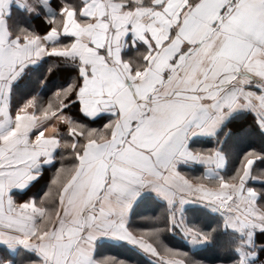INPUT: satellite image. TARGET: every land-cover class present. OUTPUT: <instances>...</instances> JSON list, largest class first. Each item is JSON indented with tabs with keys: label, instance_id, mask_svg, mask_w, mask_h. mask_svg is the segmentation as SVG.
I'll use <instances>...</instances> for the list:
<instances>
[{
	"label": "snow or ice",
	"instance_id": "1",
	"mask_svg": "<svg viewBox=\"0 0 264 264\" xmlns=\"http://www.w3.org/2000/svg\"><path fill=\"white\" fill-rule=\"evenodd\" d=\"M16 2L42 7L45 27H14L11 0H0V264H17L21 250L24 264H130L98 254L103 238L152 264H203L166 243L176 229L191 242L224 231L231 264H264V188L252 183H264V151L231 164L220 145H189L240 111L264 131V0ZM45 57L70 66V82L15 103L14 83ZM46 171L42 194L13 195L38 192ZM145 191L166 209L135 226L130 211ZM188 203L220 223L190 224Z\"/></svg>",
	"mask_w": 264,
	"mask_h": 264
},
{
	"label": "trees",
	"instance_id": "2",
	"mask_svg": "<svg viewBox=\"0 0 264 264\" xmlns=\"http://www.w3.org/2000/svg\"><path fill=\"white\" fill-rule=\"evenodd\" d=\"M51 3L53 6H56L58 0H51ZM8 19L14 27L22 25L35 29L38 32H42L45 27L44 14L42 12L36 14L34 11H22L19 8L13 7ZM50 67L51 71H49ZM73 72L74 70L70 66L59 64L56 58H44L37 67L27 69L25 74L13 85L15 103H20L28 96L36 93L47 98L58 88L66 87L70 82V77ZM73 115H77V113L74 111ZM226 130H230L227 136L224 135ZM191 143L193 146H201L203 148L211 146L217 147L220 145L222 150L230 153V163L234 164L238 157L246 151L251 149L264 151V133L254 123L252 114L245 113L229 119L226 122L225 128L222 129L214 141L202 139L193 140ZM193 169L196 172L200 171L199 166H195ZM47 172H45V178H48L50 175ZM47 178L44 179L45 181L41 180L38 183V192L32 190L30 186L24 192L13 191V195L23 199L29 194H41L46 187ZM252 183L254 186L264 188V183L259 181H253ZM165 209L166 206L164 203L153 200L151 205L144 209L143 212L140 210V206L135 210L133 214L135 220H132V222L135 226H145L146 221L141 218L150 217L149 215H154V217L161 216ZM184 211L190 224L199 225L205 231L210 230L220 223L219 214L205 206L187 205ZM144 213H148V216L146 214L145 216ZM257 236V242L264 244V234L258 233ZM164 239L169 246L186 252L193 259L202 261L203 264H231V260L234 259V254L230 250V244L233 241L230 239V234L224 231H217L210 241L202 242L197 249L190 248V245L186 242L188 239L184 237L179 229L166 232ZM97 249L100 255H111L119 259L127 260L130 264H152V261L139 249L125 241L114 243L104 240L99 243ZM3 251L4 248L0 246V253ZM260 258L264 259V253H261ZM13 259L17 264H24V261L28 259V255L21 250L13 256Z\"/></svg>",
	"mask_w": 264,
	"mask_h": 264
},
{
	"label": "crops",
	"instance_id": "3",
	"mask_svg": "<svg viewBox=\"0 0 264 264\" xmlns=\"http://www.w3.org/2000/svg\"><path fill=\"white\" fill-rule=\"evenodd\" d=\"M30 2H31V3H35V0H30ZM13 7L19 8V9H21L22 11H28L27 7H25V8H21V7L17 4L16 0H11V3H10V5H9L10 13H11V9H12ZM34 12H35L36 14L42 12V13L45 15V13H44V9H43L42 7H39V6H37V8H36V10H34ZM8 17H9V16H8ZM45 58H46V57H45ZM43 59H44V58H42L40 61H38L37 64H35V65H29L27 69H31V68L33 69V68L37 67ZM27 69H26V70H27ZM15 83H16V82H15ZM15 83H14V84H15ZM245 113H248V112L240 111V112L234 113L233 116H232L231 118H234V117H237V116H241V115H243V114H245ZM231 118H230V119H231ZM221 131H222V129H221V130H220L215 136H213V135H207V134L195 135V136L191 137V139H190V141H189V145H190V147H193V148H203V147H201V146H193V144L191 143V141H193V140H202V139H209V140L214 141V140L217 138V136L219 135V133H220ZM262 132L264 133V131H262ZM208 148H213V147L211 146V147H208ZM204 149H207V147H205ZM195 166H199V167H200V171H202V170H201V169H202V166H200V165H195V164H181V165H179V168H180L181 171H184V172H190V173H192L193 175H198L200 171L196 172V171L193 169V167H195ZM46 167H47V166H46ZM192 171H193V172H192ZM47 173H50V172H47ZM45 174H46V173H44V175H45ZM46 178H47V177H46ZM46 178H45V176H43V178H42L41 180L45 181L44 179H46ZM41 180H39L38 182H34V183H39ZM25 190H26V189H25ZM13 191H18V190H13ZM18 192H19V191H18ZM41 194H42V193H41ZM153 200H158V201L164 203V205L166 206V203H165L160 197H158L154 192H151V191H145V192H142V193L140 194V196H138V197L136 198L135 202H134L133 205H132V208H131V211H130V221L132 222V220H135V218H133V214H134L135 210H136L139 206H140V210H142V212H143L144 209H146L147 207H149V206L151 205V202H152ZM187 205H201V204H198V203H188V204H186L185 206H187ZM202 206H203V205H202ZM145 214L148 216V213H144V215H145ZM146 215H145V216H146ZM149 216H150V217H154V215H152V216L149 215ZM146 223H147V222H146ZM104 240H108V241H110V242H114V243L122 242V240H117V239H113V238H103V239H101L100 241H98L97 248H98V246H99V243H101V242L104 241ZM125 242H126V241H125ZM186 242L190 245V248H191V249H197L198 246H200L201 243H202V242H191V241H189V240H187ZM0 246L3 247V245H0Z\"/></svg>",
	"mask_w": 264,
	"mask_h": 264
}]
</instances>
